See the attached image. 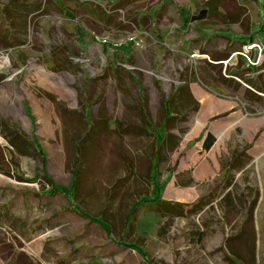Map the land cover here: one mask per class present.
<instances>
[{
  "label": "rangeland",
  "instance_id": "1",
  "mask_svg": "<svg viewBox=\"0 0 264 264\" xmlns=\"http://www.w3.org/2000/svg\"><path fill=\"white\" fill-rule=\"evenodd\" d=\"M0 3L16 31L0 32V264H264V153L247 154L264 99L229 74L264 75V0ZM141 194L202 201L138 208L126 229Z\"/></svg>",
  "mask_w": 264,
  "mask_h": 264
},
{
  "label": "trees",
  "instance_id": "2",
  "mask_svg": "<svg viewBox=\"0 0 264 264\" xmlns=\"http://www.w3.org/2000/svg\"><path fill=\"white\" fill-rule=\"evenodd\" d=\"M14 1V0H12ZM14 10L13 6H11L10 4H2L0 3V13H1V17H0V32L2 31L3 34H9V37H13L14 32H16L14 29V25H13V19L9 18V15L7 16V13L12 12ZM263 14H264V3H263ZM107 16V14H105ZM204 15V13L202 14ZM262 27L264 28V19H263V24ZM245 39V40H243ZM254 39L249 37V38H245V37H239V44L240 47H238L236 50H234V52L240 53L239 58L241 59L242 56V52L243 48L242 45H246L247 42H251ZM15 46V44H14ZM215 61H219L223 58H221L220 56H213ZM228 59V56H227ZM255 59V58H254ZM256 62V59L254 60ZM259 64V63H258ZM258 64H256L257 67H253L251 65H248L247 61L246 62H241L239 65L235 66L232 70L231 76H235L238 77L240 81H236L238 85H240V87H242L243 83H245L247 85L246 88V92H250L251 94H253V96L258 99V100H262L264 99V95H259V93L264 94V84H262L259 80L260 76L263 77L264 79V75H258L256 77H252L250 75V70H255L253 68H256L255 71H258L257 69H260L261 66H259ZM248 66V67H247ZM254 71V72H255ZM234 79V78H233ZM235 80V79H234ZM171 103V97L165 99L164 104H165V110L166 113L169 112L168 106ZM86 105L88 106V104L86 103ZM87 110V109H86ZM14 127L15 131L14 132V139L16 138V136L18 138H21L22 140L26 141V142H30L27 135L15 124L12 125ZM13 134V133H12ZM9 138V142L11 145H16V142L14 140H12V138L10 136H7ZM215 142V138L211 133H208L207 137L205 138L204 141V149L205 150H210V148L213 146ZM28 144V143H27ZM84 141L83 139L79 142L78 144V151H79V155L78 158L76 159V164H75V169L72 170V189L74 190V192L76 191V187L78 185V180H79V173L81 170V166H82V149H83V145ZM35 147V149H37L36 145H33ZM156 151H157V145L155 143ZM11 152V150H10ZM37 152L39 153L40 150L37 149ZM12 154V153H11ZM13 157V155H12ZM11 157V158H12ZM10 158V159H11ZM241 165V164H240ZM244 164L242 163V166ZM154 168H157V166L153 165V161L151 162V166L148 172L147 176H144V180H146L149 184L151 183V180L153 179V171ZM0 171L7 173L1 166H0ZM128 173L129 175L132 174V169L131 166L128 165ZM49 182L52 184V193L54 194L56 192V190L58 189V187L56 185L53 184V182L51 181V179H49ZM54 188V189H53ZM147 194H141L138 201L134 202L131 207L129 208L127 215H126V219H125V223L124 226L127 229L128 226H130L131 222H132V217H133V213L136 209L138 208H142V207H147L150 208V210H157L159 211L161 209V206H166V208H170L172 207L173 209H177L179 211V214L182 216H186L190 211L194 210V208L196 206H200V203L202 200L198 201L196 204H185V203H179V202H170V201H162L160 200L158 197H155L154 199H148L147 198ZM230 195H227V199L230 198ZM73 210L79 212L81 215L85 216L88 214L87 212H85L84 210L80 209L78 207V205H73ZM149 210V209H148ZM85 213V214H84ZM88 218V217H87ZM104 221V220H103ZM102 221V222H103ZM103 224L105 225V231L108 234V236L111 235V229L107 227V225H109L106 221L103 222ZM123 241V240H122ZM123 243V242H121ZM137 247V246H136ZM264 263V262H263Z\"/></svg>",
  "mask_w": 264,
  "mask_h": 264
},
{
  "label": "crops",
  "instance_id": "3",
  "mask_svg": "<svg viewBox=\"0 0 264 264\" xmlns=\"http://www.w3.org/2000/svg\"><path fill=\"white\" fill-rule=\"evenodd\" d=\"M264 153V142H260L259 144H256L255 147H251L247 150L248 157L252 156H259ZM250 158V157H249ZM254 160V159H253ZM249 162V161H248ZM244 164V163H243ZM246 164H244L245 166ZM250 165V162L247 164V166Z\"/></svg>",
  "mask_w": 264,
  "mask_h": 264
},
{
  "label": "built area",
  "instance_id": "4",
  "mask_svg": "<svg viewBox=\"0 0 264 264\" xmlns=\"http://www.w3.org/2000/svg\"><path fill=\"white\" fill-rule=\"evenodd\" d=\"M97 38H99V37H97ZM104 42H107V39H104ZM258 63V62H257Z\"/></svg>",
  "mask_w": 264,
  "mask_h": 264
},
{
  "label": "water",
  "instance_id": "5",
  "mask_svg": "<svg viewBox=\"0 0 264 264\" xmlns=\"http://www.w3.org/2000/svg\"><path fill=\"white\" fill-rule=\"evenodd\" d=\"M237 54H240V53H237Z\"/></svg>",
  "mask_w": 264,
  "mask_h": 264
}]
</instances>
